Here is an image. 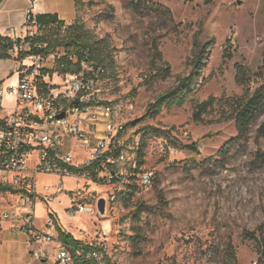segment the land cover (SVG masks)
<instances>
[{"label":"rangeland","instance_id":"obj_1","mask_svg":"<svg viewBox=\"0 0 264 264\" xmlns=\"http://www.w3.org/2000/svg\"><path fill=\"white\" fill-rule=\"evenodd\" d=\"M160 1L171 8L178 31L166 33L159 21L137 16L125 0H80L79 21L106 38L114 57L99 83V99L128 124V144L140 148L139 162L124 186L65 176L60 190L61 176L39 174L38 192L53 199L37 204V225L43 228L54 213L61 228L102 246L103 257L95 264H108L106 257L116 264H264V109L239 141L235 120L224 116L231 111L224 100L264 84V0ZM196 33L210 47L193 94L182 104L149 110L159 94L188 74ZM154 39L171 74L151 82ZM0 65L11 71L2 80L20 63L7 58ZM240 68L243 83L237 80ZM211 96L214 107L195 121V105ZM146 171L154 174L148 187L140 182ZM113 193L117 200L105 216L68 212L75 198L90 201ZM39 244L35 249L49 250L48 262L36 260L35 253H26L25 261L58 264L55 244ZM1 246L0 263L10 264L16 255L23 261L15 246Z\"/></svg>","mask_w":264,"mask_h":264},{"label":"built area","instance_id":"obj_2","mask_svg":"<svg viewBox=\"0 0 264 264\" xmlns=\"http://www.w3.org/2000/svg\"><path fill=\"white\" fill-rule=\"evenodd\" d=\"M6 32L4 36L0 31V61L13 58L20 65L10 78L0 79V192L14 197L8 207L0 209V232L3 222H12L14 233H28L38 244H56L58 264H76L75 256L59 239L63 228L55 214L50 212L43 228L37 225V204L53 199L38 192L37 176H61L60 190L65 176L124 186L138 166L140 148L129 146L126 124L116 118L111 105L99 99L101 66H95L87 56L77 73L54 72L55 65L47 68L49 60L55 64L65 53L46 51L47 44L38 39L36 18L31 12L19 34L12 28ZM55 78H61V82L53 83ZM7 98L13 102L6 104ZM153 179V172L146 171L140 178L141 185L148 187ZM117 197L113 193L106 198L107 208ZM99 199L75 198L68 212L72 216L99 214ZM92 246L87 256L101 260L102 246ZM33 253L39 260L50 255L44 248Z\"/></svg>","mask_w":264,"mask_h":264},{"label":"trees","instance_id":"obj_3","mask_svg":"<svg viewBox=\"0 0 264 264\" xmlns=\"http://www.w3.org/2000/svg\"><path fill=\"white\" fill-rule=\"evenodd\" d=\"M1 1V0H0ZM210 3L212 0H203ZM77 7V17L72 24H68L61 20L57 13H41L35 16L38 26V39L47 44L46 51H56L63 48L65 55L56 61L54 72L58 73H77L87 60L92 61L95 66H101L103 79L108 71L107 66L113 65L114 57L109 50V43L106 38H98L90 29L86 28L83 22L79 21V2L75 0ZM126 5L141 18H149L152 23L159 21V27L166 33L178 31L179 24L175 22L170 7L162 3L160 0H125ZM150 44L152 51V69L156 70L155 74H151V82L157 77H166L171 74V65L163 60L162 53L159 49V43L156 39ZM210 42H204L198 33L193 38V48L188 57L187 65L189 72L187 75L179 76L177 84L167 91L158 95L156 100L150 104L149 110L160 112L162 108L175 104L184 103L194 92V82L197 76L204 70ZM74 58V59H73ZM161 65L158 67L156 62ZM243 68L237 75V80L243 83ZM101 82V80H100ZM229 106L230 113L224 115L227 119H234L238 134L235 140L243 139L248 131L253 118L264 109V84L257 87L253 93L245 94L242 97H234L224 100ZM216 98L211 96L208 99L198 102L195 105L193 119L195 121L203 120L204 113L213 108ZM128 128V124L125 125ZM264 131L263 129L261 130ZM194 148V146H189ZM140 150V149H139ZM135 170L129 175V180L134 179ZM4 190H7L5 188ZM253 237L255 236L254 234ZM60 241L67 246L71 253L75 256L76 264H95L94 258L87 255L92 251V244L77 239L68 231H61ZM80 252V253H78ZM108 264H116L109 257Z\"/></svg>","mask_w":264,"mask_h":264},{"label":"crops","instance_id":"obj_4","mask_svg":"<svg viewBox=\"0 0 264 264\" xmlns=\"http://www.w3.org/2000/svg\"><path fill=\"white\" fill-rule=\"evenodd\" d=\"M30 12L35 16L41 13H57L59 18L68 24L75 21L77 17V7L75 0H1L0 31L5 32L7 29L12 28L13 33L19 34L26 22V16ZM9 73H11L10 70L0 65V78H5ZM12 102L13 100L9 98L5 100L6 104H10ZM0 195V209L8 207L9 204L7 198L10 199L9 201L14 199L13 195L9 193L0 192ZM63 231L67 230L63 229ZM76 238L79 239L78 237ZM0 245L8 247L15 246L18 249V254L23 256V261H20L19 256L16 255L13 262L10 264H29L30 261H25V254L33 253L35 248L40 247V244L33 242L31 236L28 233H22L20 235L14 233L12 231V222L9 221L2 223V229L0 232ZM56 255L57 251L55 256ZM54 257H50L53 259L52 261H55ZM35 259L38 260L37 258ZM48 260L49 257L46 259H41L40 261L48 262Z\"/></svg>","mask_w":264,"mask_h":264},{"label":"water","instance_id":"obj_5","mask_svg":"<svg viewBox=\"0 0 264 264\" xmlns=\"http://www.w3.org/2000/svg\"><path fill=\"white\" fill-rule=\"evenodd\" d=\"M61 117L64 116V113L60 115ZM98 212L101 216H105L107 213V199L105 197H101L98 200Z\"/></svg>","mask_w":264,"mask_h":264}]
</instances>
